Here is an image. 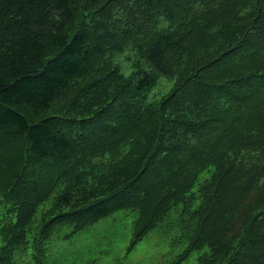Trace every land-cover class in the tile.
<instances>
[{"label": "trees", "instance_id": "1", "mask_svg": "<svg viewBox=\"0 0 264 264\" xmlns=\"http://www.w3.org/2000/svg\"><path fill=\"white\" fill-rule=\"evenodd\" d=\"M173 209V264H264V0H0V264Z\"/></svg>", "mask_w": 264, "mask_h": 264}, {"label": "rangeland", "instance_id": "2", "mask_svg": "<svg viewBox=\"0 0 264 264\" xmlns=\"http://www.w3.org/2000/svg\"><path fill=\"white\" fill-rule=\"evenodd\" d=\"M122 71L128 75L129 68L124 67ZM171 86L172 82L160 77L149 99H160L169 92ZM208 175L207 172L201 173L198 183ZM176 210H171L157 227L131 248L132 222L137 217L136 211H116L68 237L65 235L69 233V228H63L42 245L45 250L40 257L41 264H173L187 244L186 240L176 242L180 236ZM32 251L28 249L27 255L17 262L38 264ZM201 252H191L181 264H198ZM34 253L37 254L35 250Z\"/></svg>", "mask_w": 264, "mask_h": 264}]
</instances>
